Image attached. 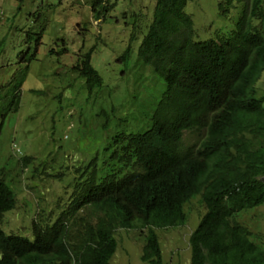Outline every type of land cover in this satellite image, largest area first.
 <instances>
[{
	"label": "trees",
	"instance_id": "trees-1",
	"mask_svg": "<svg viewBox=\"0 0 264 264\" xmlns=\"http://www.w3.org/2000/svg\"><path fill=\"white\" fill-rule=\"evenodd\" d=\"M102 1L91 8L94 21L104 13ZM186 2L155 0L135 65L149 68L163 91L153 112L138 113L129 134L116 135L104 151L111 173L97 171L103 165L95 156L53 222L33 220L26 237L0 227V264H110L115 231L134 226L146 229L141 260L163 264L154 228L183 225V204L194 196L206 211L188 239L190 264H264L263 241L241 223L246 211L264 205V91L256 97L253 89L264 72V0H219V16L238 4L241 13L234 30L208 41L193 40ZM135 39L132 34L119 64L130 61ZM94 50L71 69L90 96L103 87L91 65ZM187 131L203 132L197 145H182ZM5 174L0 223L17 202ZM88 208L94 223L82 214Z\"/></svg>",
	"mask_w": 264,
	"mask_h": 264
},
{
	"label": "rangeland",
	"instance_id": "rangeland-1",
	"mask_svg": "<svg viewBox=\"0 0 264 264\" xmlns=\"http://www.w3.org/2000/svg\"><path fill=\"white\" fill-rule=\"evenodd\" d=\"M96 2L0 0V172L6 173L5 183L17 201L0 223L6 234L26 237L33 220L49 217L48 223L53 222L72 202L74 182L95 156L103 165L97 171L111 173L107 152L115 136L129 134L133 118L140 120L138 113H152L163 91L149 68L135 65L155 0H103L104 13L94 21L91 8ZM218 2L187 0L184 12L193 22L194 41L216 40L234 30L242 5L222 17ZM132 34L131 59L119 64ZM91 47V65L103 87L90 96L85 81L71 69ZM253 89L256 97L264 91V72ZM202 136L187 131L182 145H197ZM23 157L33 161L22 166ZM183 211V226L154 228L163 264H190L188 238L206 210L200 196H194ZM82 212L94 223L90 208ZM241 223L264 246V205L246 211ZM145 232L139 226L117 229L110 264H149L141 260Z\"/></svg>",
	"mask_w": 264,
	"mask_h": 264
},
{
	"label": "clouds",
	"instance_id": "clouds-1",
	"mask_svg": "<svg viewBox=\"0 0 264 264\" xmlns=\"http://www.w3.org/2000/svg\"><path fill=\"white\" fill-rule=\"evenodd\" d=\"M11 148H13L14 150H17V147L15 146V144H12ZM17 151H18V150H17ZM190 200H191V199H190ZM185 203H187V202H185ZM185 203H184V204H185ZM184 204H183V205H184ZM203 216H204V215H203ZM203 216H202V217H203ZM202 217H201V218H202ZM184 224H185V223H184ZM184 224H183V225H184ZM183 225H181V226H183ZM168 229H169V228H168ZM190 235H191V234H190ZM190 235H189V237H190ZM188 239H189V238H188Z\"/></svg>",
	"mask_w": 264,
	"mask_h": 264
},
{
	"label": "bare ground",
	"instance_id": "bare-ground-1",
	"mask_svg": "<svg viewBox=\"0 0 264 264\" xmlns=\"http://www.w3.org/2000/svg\"><path fill=\"white\" fill-rule=\"evenodd\" d=\"M114 116V115H113ZM81 150H83L82 148H81ZM83 151H86V150H83ZM89 152V151H88ZM86 154V153H85ZM91 154V153H90ZM80 155V154H79ZM85 156V155H84ZM84 158V157H83ZM78 161H79V159H78ZM76 162V161H75ZM170 162V161H169ZM78 164V163H77ZM170 164V163H169ZM76 164H74V166H75ZM45 245V244H44ZM51 248H52V246H50Z\"/></svg>",
	"mask_w": 264,
	"mask_h": 264
}]
</instances>
